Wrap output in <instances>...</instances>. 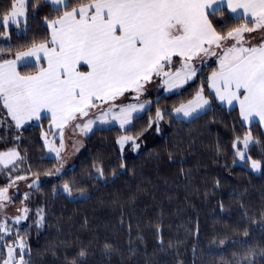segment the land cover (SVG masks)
<instances>
[{"label": "snow or ice", "instance_id": "1", "mask_svg": "<svg viewBox=\"0 0 264 264\" xmlns=\"http://www.w3.org/2000/svg\"><path fill=\"white\" fill-rule=\"evenodd\" d=\"M218 0H7L0 6V129L5 132L6 147H0V264H30L31 248L28 227L42 226L45 205L30 209L32 188H39L40 167L20 151L22 129L33 122L39 125L40 160H54L46 167L45 176L55 177L52 193L84 198L85 190L76 188L74 178H65V152L68 144L65 130L87 135L95 127L119 125L115 138L121 155L119 164L110 173L102 160L90 165V179L107 182L127 168L123 150L140 148V140L148 128L160 131L167 113L170 123L183 118L189 123L213 109V102L239 107L241 126L258 119L264 128V0H226V9L217 7ZM50 9L41 17L45 32L33 35L11 46V29L18 37L30 31L28 20L42 9ZM242 9V12L239 11ZM217 13L220 20L212 19ZM238 21L229 23V21ZM21 24L23 28L21 29ZM256 31L261 36L252 34ZM213 57L215 66L206 74L208 95L202 79L187 98L174 102L171 108L161 107L159 98L154 111L152 99L145 98L147 86L154 81L165 92L182 93L189 82L195 83L206 58ZM33 70L21 71L24 65ZM149 115L143 127L130 132L143 112ZM47 122V126L42 123ZM13 133L8 144L7 133ZM72 147L79 141L72 137ZM264 143L253 136L251 127L234 132L231 138L233 164L239 162L253 172L264 174V149L252 154L253 145ZM220 151L217 146V152ZM169 160L172 159L169 154ZM182 163V161H178ZM26 164V166H25ZM181 175L184 169H179ZM23 181L28 190L20 197V207L9 217L6 209L15 203ZM218 188L220 180L214 181ZM239 196V193H234ZM223 209V203L220 204ZM245 220H260L264 229V211L249 216L241 203ZM34 215V219H32ZM11 219L13 222L9 224ZM24 222V223H21ZM123 223V219L121 221ZM86 223V221H85ZM239 241L243 252H234L226 264H264V242L248 243L250 230L243 229ZM131 226L129 225V232ZM163 246L161 226L154 233ZM236 241H233L235 243ZM224 244V239L219 241ZM111 255L112 244L103 245ZM136 245L129 243L131 253ZM88 255L82 245L71 264H84ZM179 264V261L177 262Z\"/></svg>", "mask_w": 264, "mask_h": 264}, {"label": "trees", "instance_id": "2", "mask_svg": "<svg viewBox=\"0 0 264 264\" xmlns=\"http://www.w3.org/2000/svg\"><path fill=\"white\" fill-rule=\"evenodd\" d=\"M6 3L7 0H0V6ZM49 10L42 9L29 17L30 31L26 37H18L13 26L10 30L13 50L24 40L45 32L41 17ZM212 19L220 20V14ZM0 45L6 46L4 38H0ZM214 66L213 60L200 66L196 82H189L182 93L151 95L150 110L154 111L157 98L161 107L171 108L174 102L190 96L202 79L208 95L204 77ZM30 70H33L31 64L21 68V71ZM148 115V111L143 112L128 131L143 127ZM169 121L166 113L160 135L155 127L146 129L136 152L126 146L127 154L123 158L130 170H119L122 174L107 182L90 179V165L94 159L102 160L107 175L119 164L117 157L121 152L115 138L121 130L112 125L95 128L84 135L83 150L74 164L65 169V178H74L76 188L85 190L82 199L52 193L57 178L45 176L43 171L55 161L39 159L45 151L41 147L39 125L32 122L23 127L20 151L26 153L33 171L38 165L41 173L40 187L31 189L29 206L34 213L38 205H45L46 214L39 228L25 224L31 248L30 264H71V258L82 245L88 250L84 264H177L178 261L179 264H226L234 252L242 253L247 247L239 243L244 239L245 226L250 230L248 243L256 245L259 252L264 229L259 219L255 223L245 220L241 203L249 216L258 217L264 211V174L250 171L238 162L232 163L231 138L234 132L251 127L253 136L264 139V130L257 122L241 126L237 108L218 101L213 102L212 111L190 123L182 118ZM42 123L47 126L46 121ZM12 135L7 133L8 144L12 143ZM4 137L5 132L0 129V147L7 146ZM261 149L264 143L253 145L252 154H261ZM181 167L183 175L179 172ZM4 177L0 172V184L5 182ZM217 179L220 180L218 188L214 185ZM157 225L161 226L162 247L154 234ZM221 239L224 244L219 243ZM106 241L113 246L111 255L105 254ZM129 243L136 245L131 253ZM257 264H262L258 257Z\"/></svg>", "mask_w": 264, "mask_h": 264}, {"label": "rangeland", "instance_id": "3", "mask_svg": "<svg viewBox=\"0 0 264 264\" xmlns=\"http://www.w3.org/2000/svg\"><path fill=\"white\" fill-rule=\"evenodd\" d=\"M252 35L254 37H260L261 36V33L259 31H256ZM211 60H213L215 62V59L213 57H211L210 59H206L205 63H207V62H209ZM157 92L170 93V92H165L163 86H160L157 82L154 81L153 83H151V84H149L147 86V95L145 96V98L147 99L151 95L156 94ZM161 124H162V122H161ZM112 125L119 126L116 123H112L111 126ZM103 127H108V126L106 125V126H103ZM95 128H98V127H95ZM161 132H162V126L160 125V131L159 132L156 131V133L158 135H160ZM72 137H75L76 140L80 142L78 144L77 148H75V149L72 147V144H73ZM65 139H66V142L68 144V148H67V150L65 152L64 169L70 168L74 164V162L76 161V158H77L78 154L83 150V148H84V135H81L78 132H72L70 129H68L67 132L65 130ZM129 150H130V146H129ZM131 152H136V151H131ZM124 154H127L126 153V150H123V155ZM255 173H260V172L259 171H256ZM18 189H19V191H17V189H10V192L16 193L17 199H16V202L15 203H9V205H8V207L6 209L9 217H11L12 215L17 214L16 213V210H17V208L20 207V203H19L20 197H21V195H22V193L24 191H27L28 190V186L23 181H21L18 184ZM8 222L13 223L11 221V219H9Z\"/></svg>", "mask_w": 264, "mask_h": 264}, {"label": "crops", "instance_id": "4", "mask_svg": "<svg viewBox=\"0 0 264 264\" xmlns=\"http://www.w3.org/2000/svg\"><path fill=\"white\" fill-rule=\"evenodd\" d=\"M221 5H223V8L226 9V0H218L217 7H221ZM239 11L242 12V9L239 10ZM256 38H258V37H256ZM210 58H211V57H208V58H206V59H210ZM218 102H219V101H218ZM219 103H220V102H219ZM223 105L228 106V107H233V106H235V107L237 108L238 112H239V107H238V105H236V104L228 105V104L225 103V104H223ZM254 122H257V123L259 124L258 119H257L256 121H254ZM28 123H32V122H28ZM259 126H260V125H259ZM260 127H261V126H260ZM261 129L264 130V128H262V127H261ZM67 130H68V129H66V132H67Z\"/></svg>", "mask_w": 264, "mask_h": 264}]
</instances>
